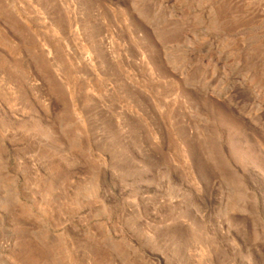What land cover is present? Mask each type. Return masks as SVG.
Segmentation results:
<instances>
[{
    "label": "rangeland",
    "instance_id": "obj_1",
    "mask_svg": "<svg viewBox=\"0 0 264 264\" xmlns=\"http://www.w3.org/2000/svg\"><path fill=\"white\" fill-rule=\"evenodd\" d=\"M0 264H264V0H0Z\"/></svg>",
    "mask_w": 264,
    "mask_h": 264
}]
</instances>
